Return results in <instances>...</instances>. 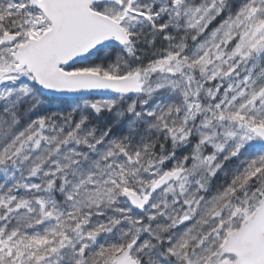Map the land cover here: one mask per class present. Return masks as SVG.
<instances>
[{"label": "snow or ice", "instance_id": "obj_1", "mask_svg": "<svg viewBox=\"0 0 264 264\" xmlns=\"http://www.w3.org/2000/svg\"><path fill=\"white\" fill-rule=\"evenodd\" d=\"M0 264H264V0H0Z\"/></svg>", "mask_w": 264, "mask_h": 264}]
</instances>
